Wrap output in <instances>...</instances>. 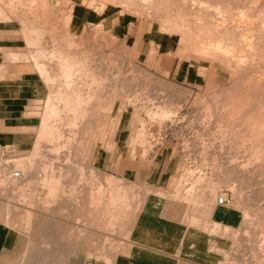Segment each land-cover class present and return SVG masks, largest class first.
Masks as SVG:
<instances>
[{
    "label": "rangeland",
    "instance_id": "374dc122",
    "mask_svg": "<svg viewBox=\"0 0 264 264\" xmlns=\"http://www.w3.org/2000/svg\"><path fill=\"white\" fill-rule=\"evenodd\" d=\"M18 1L21 4L17 0H10L11 3L0 0V4L4 5L1 6L2 10L5 9L0 14V35L11 37L22 46L23 59L33 61L35 67V61L30 58L38 50H44L46 56L64 51L85 62L84 69L79 71L83 84L91 82L90 77L85 76L88 69L93 76L98 74L111 84H117V81L119 84L116 87L118 96L105 119L102 116L104 113L97 111L99 107L96 105L97 110L90 115L93 117L90 128L84 130V125H80L76 132L75 145L71 149L72 164L63 169L62 174L56 175V178L67 182L63 186L64 191L59 193L56 209H47V192L43 189L38 190L43 201L37 200L32 206L25 200L35 186L41 185V172H38L36 179L25 184L21 178L0 185V206L5 221L14 227L16 238L24 241H17L18 259L15 264H68L74 256L86 258L88 264H108V259L112 260L117 254L128 250L135 218L150 189L142 183L121 177L112 172V168H96L92 159V151L100 141L108 149L114 148L111 136L124 114L130 117L128 144L131 145L132 153L129 156L133 163H149L150 155L162 146H171L179 154V172L172 180L169 191L162 194L181 209L188 222L199 225L200 221L195 217L198 212H203L218 195H231L230 206L241 214L240 226L221 228L209 223L201 225L209 232L225 237L224 248L220 250L223 257L220 264H264V158L258 155L264 153V142L261 137L248 136L250 133L246 128L249 114L260 113L264 106V50L261 49L264 48V0H201L205 2L204 9H201L200 0H44V4H34L33 8L29 0ZM144 1L150 3V8L149 5L145 6ZM217 4H221V8ZM84 10L103 13L101 17L111 15L113 22L120 14H124L129 22L144 20L147 25H152L156 41L163 43L161 51L158 52L152 45L148 58L145 53L139 56L137 44L113 32L110 25L99 21L100 15L95 23L82 24L77 21L78 13ZM195 15L203 17L196 20ZM164 18L176 21L180 28L192 27L187 39L184 37L185 42H191L190 46L181 40L182 33H172L164 28ZM190 22H197L196 25L202 29L192 26ZM26 25L30 31L37 30V37H40L41 42L36 49L28 44L23 33ZM196 35L198 38H195ZM211 38L230 43V51L222 47L208 53L209 57L205 55L203 44L211 42ZM200 40L206 43L201 44ZM243 49L245 54L240 53ZM259 54L263 57L257 56ZM178 62L185 63L184 67L191 64V68L200 74H205L209 69L214 81L207 79L201 85H191L175 79L173 69ZM247 63L248 66L245 65ZM49 72L52 76L59 74L57 64H49ZM42 77L48 90L34 108L39 117L37 140L30 150L15 156L13 163L32 153L42 127L49 120L55 126L60 125V128L68 127L66 122L59 124L55 117H48L47 106L52 97V86L46 77ZM59 80L63 82L64 79L59 76ZM110 88L109 94L113 93L115 87L111 85ZM51 101L61 106L56 97ZM60 110L62 114V108ZM161 110L170 111L171 116L168 119L163 116L164 119ZM238 115L247 119H241L242 116ZM64 129L61 131L68 138ZM69 138L73 139L72 136ZM55 141L51 138L48 143L55 144ZM46 144V141L41 144L43 157H46L47 150L53 149V146L45 148ZM14 168L18 167L14 165ZM187 169L192 172L189 173ZM6 170L8 167L3 169L1 176ZM185 173L187 175L184 177ZM200 174L206 177L203 181H197ZM193 186V196H186L187 190ZM74 189L76 193L73 194ZM212 189L215 191L212 192ZM118 196L121 200L117 202ZM113 200L115 204H112ZM25 243L28 248L22 260Z\"/></svg>",
    "mask_w": 264,
    "mask_h": 264
},
{
    "label": "crops",
    "instance_id": "0c3cea01",
    "mask_svg": "<svg viewBox=\"0 0 264 264\" xmlns=\"http://www.w3.org/2000/svg\"><path fill=\"white\" fill-rule=\"evenodd\" d=\"M99 15V21L110 25L113 32L137 44L139 56L145 53L148 58L152 45L161 51L163 43L156 41L152 25H147L144 20L129 22L124 14H120L113 22L111 15L101 17L103 13L86 10L80 11L76 20L82 24L95 23ZM21 48L15 39L0 35V146L14 145V156L27 152L35 144L39 117L34 108L48 90L33 61L16 59L23 54ZM184 66L185 63L176 64L173 69L175 79L191 85H201L207 79L214 81L209 69L200 74L191 68V64ZM129 126L130 117L122 115L111 136L114 148L108 149L100 141L91 153L96 168H112V172L121 177L150 189L135 218L128 250L117 254L111 264H220L223 258L220 250L224 248L225 237L211 233L201 225L209 223L221 228H236L241 224V214L230 205L217 203L216 197L203 212L196 214L199 225L188 222L181 209L162 194L169 191L179 172V154L171 146H162L150 155L149 163H133L129 156L132 153L128 144ZM26 181L32 180L25 178L23 183ZM16 240L21 241L16 238L14 227L5 221L0 206V264L16 263ZM68 264H88V260L74 256Z\"/></svg>",
    "mask_w": 264,
    "mask_h": 264
},
{
    "label": "bare ground",
    "instance_id": "6f19581e",
    "mask_svg": "<svg viewBox=\"0 0 264 264\" xmlns=\"http://www.w3.org/2000/svg\"><path fill=\"white\" fill-rule=\"evenodd\" d=\"M3 1V0H2ZM10 0H8V2H9ZM16 1V0H15ZM23 1V0H22ZM27 1V0H26ZM43 1L44 0H29V2H30V4H31V7L34 5V6H37V4L38 3H43ZM66 1H68V0H66ZM106 1V0H105ZM108 2H109V0H107ZM130 1V0H129ZM128 1V3H130ZM133 1V0H132ZM131 1V2H132ZM139 1V0H138ZM143 1V0H142ZM141 1V2H142ZM153 1V0H152ZM151 1V2H152ZM160 1H162V0H160ZM183 1V0H182ZM206 1V0H205ZM211 1V0H210ZM248 1V0H247ZM17 2L19 3V4H21L20 3V1H18L17 0ZM23 2H25V0L23 1ZM113 2H114V0H113ZM120 2H122V1H120ZM170 2V1H169ZM200 2H201V0H200ZM9 3H11V2H9ZM15 3V2H14ZM127 2H126V4H128ZM144 3H146L145 4V6L147 5H149V8H150V3L149 2H146V1H144ZM3 4V3H2ZM5 4V3H4ZM16 4V3H15ZM29 4V5H30ZM44 4V3H43ZM133 4V3H132ZM139 4V3H138ZM169 4V3H168ZM25 5V4H24ZM23 5V6H24ZM28 5V6H29ZM220 5L221 4H219V6H218V4H217V6L218 7H220ZM231 5V4H230ZM2 5L0 4V14L5 10H2V7L4 6H2ZM5 6H8V5H5ZM11 8H12V6L11 5H9ZM15 6V5H14ZM22 6V5H21ZM27 6V5H26ZM125 6V5H124ZM158 6V5H157ZM156 6V7H157ZM165 6V5H164ZM204 6H205V2L203 1V2H201V7H203V8H201V9H204ZM17 7V6H16ZM140 7V6H139ZM217 7V11H219L220 9ZM27 8V7H26ZM30 8V7H29ZM33 8V7H32ZM146 8V7H145ZM153 8V7H152ZM154 8H155V6H154ZM159 8H160V6H159ZM167 8V7H166ZM221 8V7H220ZM9 9V8H8ZM31 9V8H30ZM147 9V8H146ZM145 9V10H146ZM156 9V8H155ZM162 9H165V7L164 8H162ZM16 10V9H15ZM149 10V9H148ZM161 10V9H160ZM9 11V10H8ZM166 11V10H165ZM164 11V12H165ZM201 11V10H200ZM6 12V11H5ZM147 12V11H146ZM155 12V11H154ZM156 12H157V10H156ZM160 12V11H159ZM162 12V11H161ZM163 12V13H164ZM170 12V11H169ZM179 12V11H178ZM177 12V13H178ZM204 12H206L207 13V11L205 10ZM231 12V11H230ZM153 13V12H152ZM181 13V12H180ZM186 13V12H185ZM248 13V12H247ZM4 14V13H3ZM2 14V15H3ZM158 14V13H157ZM198 14L200 15L201 13H199L198 12ZM166 15V14H165ZM203 15V14H202ZM206 15H208V14H206ZM206 15H204V16H206ZM151 16V15H150ZM163 16V15H162ZM178 16H180V14L178 15ZM196 16V15H195ZM224 16V15H223ZM166 17V16H165ZM167 17H168V15H167ZM166 17V18H167ZM177 17V16H176ZM187 17V16H186ZM199 17H203V16H199ZM198 16H196L195 18H196V20H200L201 18H199ZM220 17V16H219ZM218 17V18H219ZM252 17V16H251ZM193 18H194V16H193ZM194 18V19H195ZM199 18V19H198ZM207 18V17H206ZM213 18V17H212ZM227 18H229V17H227ZM165 19V18H164ZM178 19H179V17H178ZM182 19V18H181ZM211 19V18H210ZM220 19V18H219ZM172 20V19H171ZM171 20H162L163 21V23H164V26H166V27H164V28H168L167 30H169V32H180V33H182V35H181V40L184 42V43H187V44H189V46H190V44H191V42L190 43H188L187 41L185 42V39H187V36H189V34L191 33V28L190 29H184V28H180L178 25H177V22L176 21H171ZM190 20V19H189ZM203 20H205V17H204V19ZM222 20V19H221ZM228 20V19H227ZM226 20V21H227ZM180 21V20H179ZM192 21H193V19H192ZM202 21V20H201ZM209 21V20H208ZM187 22H188V20H187ZM198 22H200V21H198ZM202 22H206V21H202ZM215 22V21H214ZM191 23V22H190ZM218 23H220V21L218 22ZM39 24V23H38ZM188 24V23H187ZM192 24V26L193 25H195V27L197 26H199V28H200V25H196L197 24V22L195 23V24H193V23H191ZM183 25V24H182ZM202 25V24H201ZM210 25V24H209ZM220 25V24H219ZM226 25V24H225ZM208 26V25H207ZM211 26V25H210ZM213 26V25H212ZM228 26V25H227ZM203 27V26H202ZM205 27V26H204ZM209 27V26H208ZM214 27V26H213ZM220 27V26H219ZM224 27V26H223ZM207 28V27H206ZM210 28V27H209ZM225 28V27H224ZM200 29H202V28H200ZM222 29V28H221ZM228 29V28H227ZM206 30H208V28L206 29ZM226 30V29H225ZM253 30V29H252ZM197 31V30H196ZM223 31H224V29H223ZM226 31H228V30H226ZM226 31H225V33H226ZM246 31V30H245ZM165 32V31H164ZM214 32V31H213ZM217 32H218V30H217ZM23 33H25V35H26V38H27V42H28V44L30 45V46H32V48L33 49H36L39 45H40V37H37V30H33V31H30V29L28 28V26L26 25L25 27H24V29H23ZM229 33H230V31H229ZM232 33L233 32H231L230 34L232 35ZM245 33V32H244ZM214 34V33H213ZM217 34V36L219 35L218 33H216ZM216 34H215V37H216ZM34 35H36V36H34ZM204 35V34H203ZM203 35H201V37L203 36ZM234 35V34H233ZM232 35V36H233ZM244 35V34H243ZM242 35V36H243ZM41 36V35H40ZM214 35H212V37H213ZM220 36V35H219ZM218 36V37H219ZM230 35H228V37H229ZM246 36V35H245ZM184 37H185V39H184ZM207 37V36H206ZM221 37V36H220ZM226 38H228L227 36H225ZM195 38H198V36L196 35V37ZM199 38H200V35H199ZM209 38V37H208ZM208 38H207V40H208ZM214 38V37H213ZM233 38H235V37H233ZM243 38V37H242ZM192 39H194L193 38V36H192ZM200 39H202V38H200ZM206 39V38H205ZM212 39V38H211ZM229 39H231L230 37H229ZM238 39V38H237ZM199 40V39H198ZM216 39H212V41L211 42H209L208 41V43L205 45V44H203L204 45V50H205V55H207L208 53H210L211 54V51H217V50H219V49H221L222 47H224L225 49H228L229 50V44H225V43H222V42H220V41H215ZM218 40H220V38H218ZM222 40V39H221ZM240 40H241V38H240ZM224 41V40H223ZM231 41V40H230ZM233 41V40H232ZM237 41H239V40H237ZM200 42H201V40H200ZM200 42H199V44H200ZM203 42H205V41H203ZM203 42H201V44L203 43ZM245 42V41H244ZM206 43V42H205ZM195 44V43H194ZM196 45V44H195ZM195 45H193V46H195ZM237 45H238V42H237ZM250 45V44H249ZM260 45H262V44H260ZM264 45V44H263ZM199 46V45H198ZM257 46H259L258 44H257ZM202 47V46H201ZM238 47V46H237ZM248 47V46H247ZM250 47V46H249ZM253 47H255V46H253ZM191 48H192V46H191ZM193 48H195V47H193ZM196 48H198L197 47V45H196ZM199 48H200V46H199ZM242 48H244V46L243 47H241V49ZM250 48H252V46L250 47ZM231 49V48H230ZM236 49V48H235ZM262 50H264V48L262 47L261 48ZM201 50V49H200ZM200 50H199V52H200ZM238 50V49H237ZM236 50V51H237ZM195 51V50H194ZM230 51V50H229ZM247 51V50H246ZM252 51H253V49H252ZM198 52V51H197ZM207 52V53H206ZM241 52H243L244 53V49L242 50V51H240V53ZM196 53V52H195ZM217 53V52H216ZM233 53H234V51H233ZM252 53V52H251ZM254 53V52H253ZM260 53V52H259ZM204 54V53H203ZM237 54H239V53H237ZM245 54V53H244ZM249 53L247 52V55H248ZM255 54V53H254ZM253 54V55H254ZM47 54H44V50L42 51V50H38L37 52H35L33 55H32V57L30 58V59H33L34 61H35V68L40 72V74L42 75V76H44V77H46L47 79V81H48V83L50 82L51 83V88H52V97H51V99L53 98V97H56L58 100H59V103H61V106H59V105H55L54 103H52V101H51V99H50V101H49V103H48V109L49 110H47L48 112H47V115H48V117L50 118V116L51 117H55L56 119H58V123L59 124H62L63 122H66V125H68V127L67 126H65L64 128H60L59 126L60 125H58V126H55V124L53 125L51 122H47L46 124H44V126L42 127V130H41V132H40V136H39V138H38V142H37V144H36V146H35V149L32 151V153L29 155V156H27V157H21V158H18V159H16L15 161H14V163H13V160H11V161H9V160H7V161H4V160H0V161H3L4 162V164H2L1 162H0V173H2V171H3V169L5 170V167H8V170H6L5 172H4V177H1V174H0V177H1V183H0V185L1 184H4L6 181L7 182H9V183H13V182H16V181H18V180H20L21 178H23V179H25V178H28V179H31L32 181H33V179H36V177H37V174H38V172H41V174H42V176H43V179L41 178V180H42V182H41V185L40 186H37V188H36V186H35V188L34 189H32L33 191H32V193H30V195H28L29 196V198H26L25 200H27V201H29V203L33 206V204L37 201V200H42L41 199V197H40V195L38 194V190L39 189H43V190H45L46 192H47V197H46V207H47V209H56L55 208V206L57 205V203L59 202V193H60V191L62 190V191H64V187L63 186H65V184L67 183V182H63L62 180H61V178L59 177V178H56V175H57V173H60V174H62L63 173V169H65V168H68V165H70V164H72V162H71V157H72V153H71V149L73 148V146L75 145V142H74V139H75V135H76V132L77 131H79V128H80V125L81 126H83L84 125V130H85V128H90V123H91V119H93V117H90V115H91V113H94L95 112V110H97V109H99V110H97V111H99L100 113H104V115H102L104 118H103V120L105 119V117H106V114L109 112V111H111L112 110V107H113V104H114V100L117 98V96H118V90H117V88L116 87H118V81L116 80V78H115V80L117 81V84H114L113 82H112V84H111V82L109 81L108 82V80H107V78H105V77H99V76H97L98 74H94V76L91 74L92 72H90L89 71V69L88 70H86V72H85V74H87V75H85V76H87V77H90L89 79L91 80V82L90 83H82V77H80V75H79V71H81V70H83L84 69V67H85V62L84 61H82V60H79L78 58H76L75 56H72V55H70V54H68L67 52H64V51H62V52H59V53H57V52H52L49 56H46ZM225 55V54H224ZM246 55V56H247ZM256 55V54H255ZM255 55L253 56V57H255ZM264 55V54H263ZM29 56V55H28ZM31 56V55H30ZM208 57H209V54L207 55ZM246 56H244V57H246ZM257 56H260V54L259 55H257ZM25 56L23 55V56H16V59H19V58H21V59H23ZM75 57V58H74ZM235 57V56H234ZM244 57H242V58H240V59H243ZM260 57H263V56H260ZM46 58H47V60H46ZM237 58V57H236ZM262 59V58H261ZM264 59V58H263ZM237 60V59H236ZM255 60V59H254ZM253 60V61H254ZM46 61L48 62V64L46 63ZM86 61V60H85ZM243 61V60H242ZM259 61V60H258ZM262 61V63H263V60H261ZM57 64V67L59 68V74H55L54 76H52L51 75V73L49 72V64ZM255 63H256V61H255ZM260 63V62H259ZM258 63V64H259ZM241 64H243V63H241ZM257 64V63H256ZM245 65H247L248 66V63L247 64H245ZM251 65V64H250ZM263 65V64H262ZM246 66V67H247ZM261 66V65H260ZM260 66H257V67H260ZM89 67V66H88ZM101 69H102V67H100ZM99 69V68H98ZM107 69H108V67H107ZM105 70V69H104ZM122 69L120 68V70L119 71H121ZM252 70V69H251ZM118 71V72H119ZM256 71H258V70H256ZM84 72H81V74L82 73H84ZM100 72H101V70H100ZM110 72V71H109ZM108 72V73H109ZM260 72H262V71H260ZM107 73V74H108ZM112 73V72H111ZM99 74H101V73H99ZM121 74V73H120ZM119 74V75H120ZM59 76H61V77H63V82H61L60 80H59ZM87 77H85V78H87ZM126 77V76H125ZM125 79V78H124ZM116 81H114V82H116ZM113 86L114 85V90H112V92L113 93H111V94H109V92H111L110 91V86ZM136 90V89H135ZM112 96H114V97H112ZM242 97H244V96H241L240 98H242ZM245 99V98H244ZM232 100H234V99H232ZM238 100V99H237ZM130 101V100H129ZM247 101V100H246ZM110 102V103H109ZM108 103V104H107ZM216 103V102H215ZM240 103V102H239ZM96 105H98V107L99 108H97L96 109ZM231 105V104H230ZM108 106V107H107ZM218 106V105H217ZM235 106H237V105H235ZM230 107V106H229ZM242 107H243V105H242ZM241 107V108H242ZM60 108H62V114H61V110H60ZM239 108H240V105H239ZM237 109H238V106H237ZM232 110V109H231ZM242 110V109H241ZM240 110V111H241ZM232 112V111H231ZM244 112H245V106H244ZM258 112H259V109H258ZM63 114H64V117H63ZM157 114V113H156ZM161 115H162V117L164 116V117H166L167 119H168V117H170L171 116V112L170 111H168V110H161V113H160ZM240 114V113H239ZM156 116V115H155ZM159 116V115H158ZM238 116H242V115H238ZM247 116V115H246ZM163 117V118H164ZM248 117V116H247ZM166 118H164V119H166ZM243 118V116L241 117V119ZM164 119H163V121H164ZM243 119H247V118H243ZM59 120H60V122H59ZM240 120V119H239ZM55 121V120H54ZM57 122V121H56ZM238 122V121H237ZM54 123V122H53ZM246 128L248 129V131H249V133H247V130H246V133L247 134H249L248 136H254V137H261L262 139V141L264 142V106H262V108H261V111H260V113H255V115H250L249 114V119L247 120V122H246ZM65 125V124H64ZM240 125V124H239ZM242 125V124H241ZM62 126V125H61ZM59 127V128H58ZM70 128V129H67V128ZM242 128V127H241ZM67 130L66 131V133L68 134V136L69 137H71L72 136V138L73 139H71V138H67L66 136H65V133L63 132V131H61V130ZM243 130V129H242ZM241 131V130H240ZM243 132V131H242ZM241 133V132H240ZM244 133V132H243ZM245 133V134H246ZM245 134H243V135H245ZM242 134H241V136H243ZM246 136V135H245ZM51 138H54L56 141V143L55 144H49L48 142H49V140L51 139ZM249 138H252V137H249ZM257 139V138H256ZM256 139H255V141H256ZM260 139V138H259ZM245 140V139H244ZM249 139H247V141H248ZM258 140V139H257ZM44 141H46L47 142V144L46 145H44V147L45 148H47L48 146H53V149H49V150H47L46 152H47V154H46V157H43V152H42V149H43V146L41 145L42 144V142H44ZM246 141V140H245ZM260 141V140H259ZM261 141V142H262ZM249 142V141H248ZM247 142V143H248ZM252 142V141H251ZM254 142V141H253ZM83 143H85V142H83ZM250 143V142H249ZM251 144V143H250ZM259 144V143H258ZM260 145V144H259ZM263 146V145H262ZM79 147V146H78ZM80 147H81V145H80ZM250 147V146H249ZM255 149H256V147H254ZM251 149V148H250ZM259 149H260V147H259ZM253 150V149H252ZM262 150V149H261ZM83 151H86V148H83ZM254 151V150H253ZM255 152V151H254ZM261 152V151H260ZM263 152V151H262ZM257 153H258V151H257ZM256 155V154H255ZM259 156H260V158H264V153L262 154H258ZM76 157V156H75ZM259 160V159H258ZM261 160V159H260ZM250 161V160H249ZM263 161V160H262ZM261 161V162H262ZM74 162H76V161H74ZM264 162V161H263ZM82 164H84V163H82ZM6 165H8V166H6ZM14 165L16 166V167H18L17 169L16 168H14ZM83 166V165H82ZM4 167V168H3ZM21 168V169H20ZM81 169H82V167H80ZM79 168V169H80ZM15 169L16 170H19L20 171V176H14L13 175V173L15 172ZM190 170V171H189ZM187 171H189V173H191L192 172V170L191 169H187ZM91 172V171H90ZM82 173V172H81ZM203 174V173H202ZM40 175V174H39ZM187 175V173H185L184 174V177ZM190 175V174H189ZM204 178H206V177H204V176H202L201 174H200V176H198V179H197V181H201L202 179L204 180ZM6 179V180H5ZM85 179V178H84ZM110 179H112V178H110ZM83 180V179H82ZM202 180V181H203ZM39 182V181H38ZM112 182V181H111ZM200 184V183H199ZM68 185V184H67ZM93 188V187H92ZM195 189V186H193L192 188H190V189H188L187 190V192H186V196H189V195H191V196H193V194L191 193V192H193V190ZM210 190V189H209ZM100 191V190H99ZM103 191V190H102ZM102 191H101V198H102ZM121 191V190H120ZM213 191H215V190H213L212 189V192ZM73 194L74 193H76V189H74L73 191ZM95 193V192H94ZM203 193V192H202ZM90 194H91V192H90ZM96 194V193H95ZM114 194H115V192H114ZM213 194V193H212ZM92 195V194H91ZM90 195V196H91ZM116 195H118L117 193H116ZM115 195V196H116ZM90 196H89V198H90ZM93 196V195H92ZM91 196V197H92ZM112 196V195H111ZM121 196V195H120ZM203 196H204V194H203ZM71 197V196H70ZM98 197V196H97ZM23 199H24V197H22ZM21 198V199H22ZM93 198V197H92ZM92 198H90V199H92ZM109 198H110V194H109ZM112 198H115V197H112ZM118 198H119V196H118ZM188 198V197H187ZM68 200V199H67ZM77 200V199H76ZM97 200H99L98 201V203L100 202V204H101V201H100V199H97ZM110 200H111V198H110ZM121 200V198H119L118 200H117V202L118 201H120ZM43 201V200H42ZM92 201H93V199H92ZM45 202V201H44ZM113 202H114V200H113ZM112 202V204H115V202L113 203ZM37 203V202H36ZM111 203V202H110ZM36 205V204H35ZM41 205V204H40ZM126 205V204H125ZM31 206V207H32ZM37 206V205H36ZM111 206V205H110ZM114 207V206H113ZM38 208V207H37ZM36 208V209H37ZM107 208V207H106ZM39 209H41V208H39ZM35 212V211H34ZM112 212V211H111ZM51 214V213H50ZM110 214H112V213H110ZM31 218V217H30ZM29 218V219H30ZM53 220V219H52ZM17 241V240H16ZM19 242V241H18ZM21 243H22V241H21ZM24 243V242H23ZM18 246V245H17ZM21 246V245H20ZM24 251H25V253H23L22 254V256H21V258H22V260H23V258L26 256V251H27V248H28V245H24ZM21 248V247H20ZM65 253H67V252H65ZM108 262V264H111V260L110 259H108L107 261H106V263Z\"/></svg>",
    "mask_w": 264,
    "mask_h": 264
},
{
    "label": "built area",
    "instance_id": "2783aa9c",
    "mask_svg": "<svg viewBox=\"0 0 264 264\" xmlns=\"http://www.w3.org/2000/svg\"><path fill=\"white\" fill-rule=\"evenodd\" d=\"M16 148L14 145L0 146V160L11 161L14 159ZM8 166V165H6ZM14 176H20V171L15 169ZM217 203L221 205H231L232 197L229 194H220L217 197Z\"/></svg>",
    "mask_w": 264,
    "mask_h": 264
}]
</instances>
